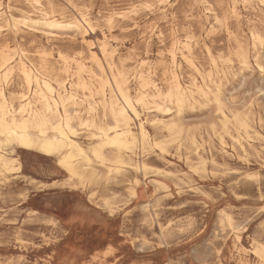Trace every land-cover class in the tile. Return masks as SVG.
I'll list each match as a JSON object with an SVG mask.
<instances>
[{"label":"rangeland","instance_id":"obj_1","mask_svg":"<svg viewBox=\"0 0 264 264\" xmlns=\"http://www.w3.org/2000/svg\"><path fill=\"white\" fill-rule=\"evenodd\" d=\"M42 1L55 18L88 14L93 31L87 32V39L92 49L103 57L102 33L115 49L111 59H104L112 72L150 70L162 90L170 85L172 71H177L182 84L190 86L194 78L218 94L230 119L231 113L240 115L262 137L252 129L248 135L241 131L247 140L243 152L225 132L212 95L206 99L195 95L198 102L179 114L175 108L161 115L152 107H139L142 119H174L181 125L177 137L159 124L146 122L152 142L163 141L164 150L152 147L140 158L148 165L145 178L129 165L107 176L104 167L93 163L97 178L73 187L56 156L34 148L7 147L5 151L18 159L20 168L0 176V264H264L254 253L258 242L264 244V43L257 44L251 36L264 39V7L255 0L249 4L237 0L235 12L232 0ZM0 3V12H8V6L13 12L32 10L26 0ZM114 12L126 14L109 24L107 18ZM54 32L47 37L25 27L16 31L4 27L0 56L8 53L13 65L24 55L31 67L45 66L52 81L67 77L65 64L71 75L79 62L91 71L97 86L101 71L81 33L67 27ZM6 41L9 51L4 49ZM184 43L200 74L183 61ZM172 45L177 51L176 67L168 56ZM242 53L247 64L241 61ZM58 55L66 57L67 63ZM141 59L146 63L140 65ZM130 80L135 96L137 81ZM4 88L10 96L28 92L16 70ZM228 128L235 133L234 122ZM78 133L87 147L86 133ZM220 136L226 152L220 149ZM195 148L204 164L199 163ZM162 170L171 174H159ZM134 178L139 183L133 197L129 191ZM107 248L110 252L105 254Z\"/></svg>","mask_w":264,"mask_h":264},{"label":"bare ground","instance_id":"obj_2","mask_svg":"<svg viewBox=\"0 0 264 264\" xmlns=\"http://www.w3.org/2000/svg\"><path fill=\"white\" fill-rule=\"evenodd\" d=\"M232 1V11L235 12L237 0ZM241 1L244 4H249L252 0ZM255 1L258 5L264 7V0ZM26 2L31 6V11L13 12L8 6V12H0V32L4 27L15 31L19 27H25L50 37L55 34L54 31L57 29L64 27L72 28L76 32L81 33L82 42L85 43L90 57L101 71V74L98 75V85L95 86L93 74L86 69L84 64L78 62L74 73L71 75L69 73V66L63 64V71L67 77L52 81L45 74V66L41 65L38 68L31 67L26 62V57H23L24 55L20 56L13 65L10 64L12 57L8 53L0 56V69H2V73L0 74V176L6 177L11 171L19 170L20 163L18 159L5 151L7 147L13 148L14 146H18L34 148L45 155L56 156L58 166L65 171L67 180L72 182L73 187L86 183L89 184L97 178L98 173L93 163L104 167L107 176L111 173H118L123 169L124 165H129L142 178H145L148 165L140 158H143L152 147H158L160 151L164 150L163 141L152 142L151 135L145 125L146 122L152 125L159 124L168 132V135H176L177 137L181 133V125L174 119L168 121L159 117L151 120L142 119L138 110L139 107L145 109L152 107L161 115L175 108L177 114H179L184 107H193V104L198 102L195 95L205 99L209 95H212L213 100L217 104L225 132L231 138L232 143L236 144L243 152H246L245 142L247 140H244L245 138L241 134V131L248 135L252 129V132H255L258 137H262L240 115L231 113L232 119H230L223 110L224 103L221 102L218 94L213 93L206 84H198L194 78L190 86L182 84L180 81L181 77L179 78L177 71H172L170 74V85L165 90H162L152 80L150 70H134L132 72L118 70L117 72H112L111 64H105L104 59H111L115 54V49L111 48L109 38L105 33H102V39H100L99 44L103 57L99 56L92 49L93 44L87 39V32L93 31L92 20L88 14L78 12L76 16L68 15L70 17H60L59 19L55 18L46 9L42 0H26ZM146 5L150 4L147 3ZM125 14V12H114L108 16L107 21L109 23L114 17H124ZM251 36L257 44L262 45L264 43L261 35L252 34ZM188 39L190 38L188 37ZM177 42L179 41L177 40ZM4 49L6 51L11 49L7 41L4 44ZM183 49L187 52V54L180 53L183 61L196 74H200L199 68L191 57L189 45L184 43ZM58 56L64 63H67L66 57L62 55ZM168 56L172 66L176 67L178 65L176 62L177 51L173 45ZM241 61L243 64L248 63V58L243 53L241 54ZM139 63L143 65L146 61L141 59ZM15 70L21 79L24 89H27L28 92L19 91L16 96H10L5 91L4 82L6 83L9 76ZM83 73L88 74L84 76ZM132 78H135L138 85L135 96L131 94L129 86L130 79ZM96 97H99V100H96ZM83 109L84 111H82ZM105 119H110V121L107 122ZM232 122L236 126L234 134L228 131V124ZM80 130L86 133V137L89 140L87 147L78 140V131ZM219 143L222 152H226V145L222 136L219 137ZM194 151L199 163L204 164V159L198 149L195 148ZM132 160L134 161L133 163L130 162ZM159 174L169 175L171 172L162 170ZM154 182L162 188H167L166 184L159 180H154ZM138 183V178L132 180L129 193L133 197L136 196V186ZM227 220L231 224L232 219L229 216H227ZM236 239L238 241L239 237L237 236ZM109 249H105L104 253H109ZM254 253L264 259V244L258 242Z\"/></svg>","mask_w":264,"mask_h":264},{"label":"snow or ice","instance_id":"obj_3","mask_svg":"<svg viewBox=\"0 0 264 264\" xmlns=\"http://www.w3.org/2000/svg\"><path fill=\"white\" fill-rule=\"evenodd\" d=\"M261 71H264V69H261Z\"/></svg>","mask_w":264,"mask_h":264}]
</instances>
